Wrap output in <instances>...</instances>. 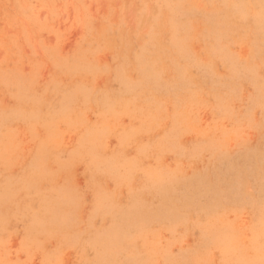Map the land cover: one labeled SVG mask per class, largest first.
<instances>
[{"label": "rangeland", "instance_id": "obj_1", "mask_svg": "<svg viewBox=\"0 0 264 264\" xmlns=\"http://www.w3.org/2000/svg\"><path fill=\"white\" fill-rule=\"evenodd\" d=\"M0 264H264V0H0Z\"/></svg>", "mask_w": 264, "mask_h": 264}]
</instances>
